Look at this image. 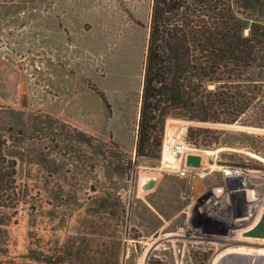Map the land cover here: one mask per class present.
Segmentation results:
<instances>
[{
  "label": "rangeland",
  "instance_id": "obj_1",
  "mask_svg": "<svg viewBox=\"0 0 264 264\" xmlns=\"http://www.w3.org/2000/svg\"><path fill=\"white\" fill-rule=\"evenodd\" d=\"M258 1L236 8L247 26L264 25ZM151 7L0 0V131L16 163V189L2 194L0 264H264V240L243 236L264 214L255 107L251 126L234 123L252 130L165 120L164 131L185 128L202 177L160 171V148L135 157ZM190 128L218 131L206 136L222 144L192 141ZM216 188L232 191L217 216L203 203Z\"/></svg>",
  "mask_w": 264,
  "mask_h": 264
},
{
  "label": "trees",
  "instance_id": "obj_2",
  "mask_svg": "<svg viewBox=\"0 0 264 264\" xmlns=\"http://www.w3.org/2000/svg\"><path fill=\"white\" fill-rule=\"evenodd\" d=\"M258 3L152 0L136 158L161 149L165 120L170 116L203 124L251 126L249 114L255 107L258 121L264 122V25L253 21L247 26L236 10ZM209 133L220 132L190 128L188 137L196 142L205 134L206 144H222L208 138ZM8 147L0 131V209L6 207L2 194L16 189V163L8 159Z\"/></svg>",
  "mask_w": 264,
  "mask_h": 264
},
{
  "label": "built area",
  "instance_id": "obj_3",
  "mask_svg": "<svg viewBox=\"0 0 264 264\" xmlns=\"http://www.w3.org/2000/svg\"><path fill=\"white\" fill-rule=\"evenodd\" d=\"M185 135L180 133L179 129H169L164 131L163 140L161 143V157L163 153L169 155L173 160L178 161V167L174 168L170 163L166 162L160 165V171L173 174L179 178L195 179L199 175L200 169L189 168L185 166V158L193 151L185 141ZM232 191L225 188H216L212 190L209 197L203 203H210L215 209L213 215L217 216L218 211L222 206L221 197L227 196Z\"/></svg>",
  "mask_w": 264,
  "mask_h": 264
},
{
  "label": "water",
  "instance_id": "obj_4",
  "mask_svg": "<svg viewBox=\"0 0 264 264\" xmlns=\"http://www.w3.org/2000/svg\"><path fill=\"white\" fill-rule=\"evenodd\" d=\"M220 125V124H218ZM227 127H238L241 129H247L252 130L250 127H243V126H237L235 124H221ZM185 166L189 168L194 169H200L202 167V158L199 155H193L189 154L185 158ZM155 185V180H149L146 184H144L141 188L143 190L151 189ZM244 237L252 238V239H258V240H264V214L261 215L259 220L256 222V224L250 228L249 230L245 231L243 234Z\"/></svg>",
  "mask_w": 264,
  "mask_h": 264
},
{
  "label": "bare ground",
  "instance_id": "obj_5",
  "mask_svg": "<svg viewBox=\"0 0 264 264\" xmlns=\"http://www.w3.org/2000/svg\"><path fill=\"white\" fill-rule=\"evenodd\" d=\"M184 130H185V128H183L181 131H180V133L181 134H184ZM208 153V152H207ZM166 162H168V163H170L171 164V166H173L174 168H177L178 167V161H175V160H173L169 155H167L166 153H163L162 154V157H161V165H163V164H165ZM160 166V165H159ZM159 169H160V167H159ZM224 170V169H223ZM226 172V174H228V171L227 170H225ZM200 174V173H199ZM199 177H202V176H200L199 175ZM261 217V216H260ZM256 224V223H255ZM254 224V225H255ZM253 225V226H254ZM252 226V227H253ZM251 227V228H252ZM249 230V229H248ZM263 255H264V253H262Z\"/></svg>",
  "mask_w": 264,
  "mask_h": 264
},
{
  "label": "crops",
  "instance_id": "obj_6",
  "mask_svg": "<svg viewBox=\"0 0 264 264\" xmlns=\"http://www.w3.org/2000/svg\"><path fill=\"white\" fill-rule=\"evenodd\" d=\"M250 229V228H249Z\"/></svg>",
  "mask_w": 264,
  "mask_h": 264
}]
</instances>
